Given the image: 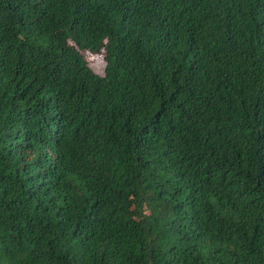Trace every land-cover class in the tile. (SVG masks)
I'll return each instance as SVG.
<instances>
[{"label":"trees","instance_id":"trees-1","mask_svg":"<svg viewBox=\"0 0 264 264\" xmlns=\"http://www.w3.org/2000/svg\"><path fill=\"white\" fill-rule=\"evenodd\" d=\"M0 264H264V0H0Z\"/></svg>","mask_w":264,"mask_h":264},{"label":"rangeland","instance_id":"rangeland-1","mask_svg":"<svg viewBox=\"0 0 264 264\" xmlns=\"http://www.w3.org/2000/svg\"><path fill=\"white\" fill-rule=\"evenodd\" d=\"M83 58L87 62L88 66L90 69L98 74L102 75L103 74V68H104V62H103V54H90L86 51L81 52Z\"/></svg>","mask_w":264,"mask_h":264}]
</instances>
